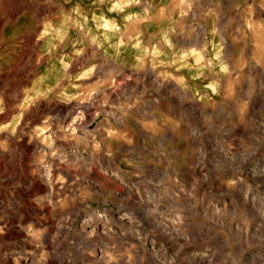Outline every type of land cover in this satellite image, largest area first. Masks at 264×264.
I'll list each match as a JSON object with an SVG mask.
<instances>
[{"label": "rangeland", "instance_id": "obj_1", "mask_svg": "<svg viewBox=\"0 0 264 264\" xmlns=\"http://www.w3.org/2000/svg\"><path fill=\"white\" fill-rule=\"evenodd\" d=\"M0 5V264H264V0Z\"/></svg>", "mask_w": 264, "mask_h": 264}, {"label": "bare ground", "instance_id": "obj_2", "mask_svg": "<svg viewBox=\"0 0 264 264\" xmlns=\"http://www.w3.org/2000/svg\"><path fill=\"white\" fill-rule=\"evenodd\" d=\"M3 2V1H2ZM4 3V2H3ZM36 3V2H35ZM12 4V3H11ZM2 5V4H1ZM0 5V6H1ZM15 5V4H14ZM19 5H20V3H19ZM22 5V4H21ZM7 6V5H6ZM4 8H6V7H4ZM15 8V7H14ZM20 9V8H19ZM36 9V8H35ZM6 10V9H5ZM8 10V9H7ZM32 12H33V10H32ZM35 12V11H34ZM15 13L16 12H8V15H9V19L11 20L14 16H15ZM34 17V16H33ZM7 17L5 16V15H3V16H0V25L1 24H3L4 22H6L7 20ZM15 18H13V20H14ZM40 20V19H39ZM38 21V20H37ZM15 23V22H14ZM34 36V35H33ZM4 38V37H3ZM29 38V37H28ZM33 38V37H32ZM37 43V42H36ZM58 107V106H57ZM61 109V108H60ZM51 112V111H50ZM11 113V112H10ZM51 114V113H50ZM39 117V116H38ZM38 119V118H37ZM34 120V119H33ZM36 122V121H35ZM33 128V127H32ZM43 129V128H42ZM44 136V138L45 137H50L52 134L48 131V130H46V131H43L42 132V134H40V136ZM23 141V140H22ZM31 141V140H30ZM36 141L37 140H35V144L33 143V145H31V146H25V149L27 150V152L29 151H31V150H34V151H36V150H38L39 149V144L38 143H36ZM15 143V142H14ZM23 143V142H22ZM21 142H17L16 143V145L17 146H19L21 149H22V146H24L23 144H22ZM2 150V149H1ZM3 152V151H2ZM56 152V151H55ZM6 153V152H5ZM2 154V153H1ZM7 155V154H6ZM3 159H4V157H3ZM0 162H1V160H0ZM1 164V163H0ZM4 166V165H3ZM53 173V172H52ZM34 207V206H33ZM35 208H37V207H35ZM34 208V209H35ZM28 212V211H27ZM29 216V215H28ZM25 219H28V217L25 215ZM24 219V220H25ZM23 220V219H22ZM21 220V221H22ZM37 221V220H36ZM50 221V220H49ZM17 235V234H16ZM21 235V233H19V236ZM22 237V236H21ZM20 240V239H19ZM48 240V239H47ZM95 241V240H94ZM48 242V241H47ZM82 242H83V240H82ZM55 247V246H54ZM53 262V261H52Z\"/></svg>", "mask_w": 264, "mask_h": 264}]
</instances>
